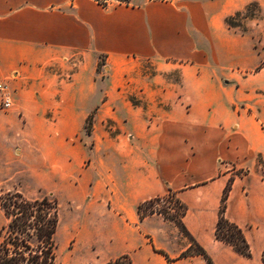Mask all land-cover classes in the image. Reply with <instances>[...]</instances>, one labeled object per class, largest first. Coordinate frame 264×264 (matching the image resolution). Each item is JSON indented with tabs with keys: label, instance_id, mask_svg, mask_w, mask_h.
Returning a JSON list of instances; mask_svg holds the SVG:
<instances>
[{
	"label": "crops",
	"instance_id": "crops-1",
	"mask_svg": "<svg viewBox=\"0 0 264 264\" xmlns=\"http://www.w3.org/2000/svg\"><path fill=\"white\" fill-rule=\"evenodd\" d=\"M252 2L258 25L228 29L224 19ZM256 27L264 30V0H0V82L12 97L0 110V175L12 165L54 195L64 223L79 229L76 242L102 264H209L183 255L190 241L172 221L138 215L168 191L210 264H263L264 176L254 159L264 162V99L250 98L260 89L264 97ZM231 163L249 173L231 177ZM229 181L225 217L249 257L214 235Z\"/></svg>",
	"mask_w": 264,
	"mask_h": 264
},
{
	"label": "trees",
	"instance_id": "trees-1",
	"mask_svg": "<svg viewBox=\"0 0 264 264\" xmlns=\"http://www.w3.org/2000/svg\"><path fill=\"white\" fill-rule=\"evenodd\" d=\"M98 5L106 7L114 1L120 5L130 6L132 0H93ZM170 2L172 0H149ZM255 9V13L251 10ZM261 13L257 3L247 4L242 11L224 19L229 29L245 30L242 23L248 19H260ZM91 118L86 119L85 131L90 133ZM230 181L223 189L220 199L215 238L230 245L238 254L249 257V248L238 226L225 217V207ZM0 210L5 223L0 227V264H56V232L60 219V207L55 197L41 194L36 198L25 196L19 189L1 191ZM140 218L150 214H159L164 219L172 221L180 232L190 241V249L183 253L202 255L210 264L205 252L188 234L182 224L185 207L168 191L165 195L144 201L137 206ZM264 264V250L261 255ZM111 264H130L125 257Z\"/></svg>",
	"mask_w": 264,
	"mask_h": 264
},
{
	"label": "rangeland",
	"instance_id": "rangeland-1",
	"mask_svg": "<svg viewBox=\"0 0 264 264\" xmlns=\"http://www.w3.org/2000/svg\"><path fill=\"white\" fill-rule=\"evenodd\" d=\"M144 1L146 0H132L131 5H140ZM251 12L255 13V9H252ZM260 19L245 20L242 23L245 32L247 31V24L258 25ZM233 30L241 33L239 28ZM252 45L256 52H264V30L258 29V27H256V32L254 33L252 39ZM260 67L261 65L256 68L255 72H257ZM262 93L263 92L261 89L252 91L250 93V98L256 101L259 100L263 104L264 97ZM235 106L237 109H239L240 107H244L245 105L242 103H237ZM262 108H264V105H262ZM254 166L258 168L260 174L264 176V162L259 157H256L254 159ZM224 168L227 169V172L231 175V177H243L249 173V169L246 166H237L235 163L225 165ZM4 170L5 172L0 175V193L1 191H7L16 188L22 191V193L29 198H36L41 194H46L45 192L38 189L35 182L17 174L12 165H8ZM52 196L55 197L54 195ZM58 204L60 207V219L56 232V264H102L101 260L99 258H96V254L93 252L91 245L76 242V240L74 239V233L75 231H79V229L70 230L67 227L66 223H64V215L66 214V211L64 210L60 201H58ZM4 223L5 219L0 210V227ZM111 263L112 262H108L105 264Z\"/></svg>",
	"mask_w": 264,
	"mask_h": 264
},
{
	"label": "built area",
	"instance_id": "built-area-1",
	"mask_svg": "<svg viewBox=\"0 0 264 264\" xmlns=\"http://www.w3.org/2000/svg\"><path fill=\"white\" fill-rule=\"evenodd\" d=\"M12 106L10 90L5 83L0 82V110L8 111Z\"/></svg>",
	"mask_w": 264,
	"mask_h": 264
}]
</instances>
